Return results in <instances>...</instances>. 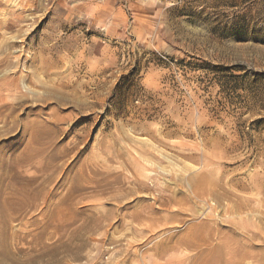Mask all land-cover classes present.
Returning a JSON list of instances; mask_svg holds the SVG:
<instances>
[{"label": "rangeland", "instance_id": "1", "mask_svg": "<svg viewBox=\"0 0 264 264\" xmlns=\"http://www.w3.org/2000/svg\"><path fill=\"white\" fill-rule=\"evenodd\" d=\"M203 263L264 264V0H0V264Z\"/></svg>", "mask_w": 264, "mask_h": 264}, {"label": "bare ground", "instance_id": "2", "mask_svg": "<svg viewBox=\"0 0 264 264\" xmlns=\"http://www.w3.org/2000/svg\"><path fill=\"white\" fill-rule=\"evenodd\" d=\"M195 193H196V192H195ZM202 230H204V229H202ZM189 245H192L193 247H199V246H200V244L197 243V242H190ZM203 264H204V263H203ZM205 264H207V263H205Z\"/></svg>", "mask_w": 264, "mask_h": 264}]
</instances>
